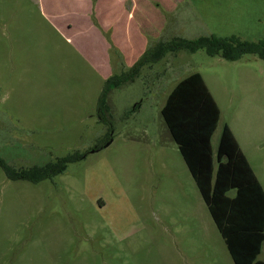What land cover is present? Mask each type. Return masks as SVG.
Segmentation results:
<instances>
[{
	"label": "rangeland",
	"instance_id": "1",
	"mask_svg": "<svg viewBox=\"0 0 264 264\" xmlns=\"http://www.w3.org/2000/svg\"><path fill=\"white\" fill-rule=\"evenodd\" d=\"M159 1L179 6L161 25ZM159 1L147 46L264 38V0ZM69 37L39 0H0V159L18 173L82 156L39 182L0 165V264H234L161 110L199 72L221 109L215 136L228 122L240 138L264 137V60L168 54L125 75L102 106L93 44ZM248 152L264 185V148Z\"/></svg>",
	"mask_w": 264,
	"mask_h": 264
},
{
	"label": "trees",
	"instance_id": "2",
	"mask_svg": "<svg viewBox=\"0 0 264 264\" xmlns=\"http://www.w3.org/2000/svg\"><path fill=\"white\" fill-rule=\"evenodd\" d=\"M200 49L227 61H237L245 55L264 60V38L252 41L235 35H210L193 40L182 37L159 40L146 49L129 71L106 81L100 103L104 106L113 86L119 87L127 77L139 74L141 69L162 61L168 54L195 53ZM161 113L234 264H264V258H259L264 254V189L226 124L214 153L211 139L221 112L202 75L195 72L180 79ZM81 157L68 156L53 165L18 173L12 172L1 159L0 165L11 179L39 182L63 174L68 163ZM232 190L236 191L234 197L227 195Z\"/></svg>",
	"mask_w": 264,
	"mask_h": 264
},
{
	"label": "crops",
	"instance_id": "3",
	"mask_svg": "<svg viewBox=\"0 0 264 264\" xmlns=\"http://www.w3.org/2000/svg\"><path fill=\"white\" fill-rule=\"evenodd\" d=\"M39 2L45 14L59 28L70 34L68 39L72 37V43L82 44V41H89L93 44L90 57L105 83L108 79L129 71L150 46H147L150 41V0H39ZM158 4L160 7L156 9L163 17L162 19L159 16L158 24L161 25L166 20L165 16L172 15L179 6L167 8L160 1ZM207 88L209 89L208 86ZM210 93L213 96L211 91ZM213 98L217 103L214 96ZM225 124L232 131L239 148L264 189L248 152L249 145H253L256 150L264 148V137L260 129L259 132L246 133L240 138L230 123ZM218 127L219 123L211 139L214 153L217 151L223 130L222 128L219 136H215ZM235 194V190L227 193L230 197H234ZM261 255L264 258V254ZM261 255L259 258L263 259Z\"/></svg>",
	"mask_w": 264,
	"mask_h": 264
},
{
	"label": "flooded vegetation",
	"instance_id": "4",
	"mask_svg": "<svg viewBox=\"0 0 264 264\" xmlns=\"http://www.w3.org/2000/svg\"><path fill=\"white\" fill-rule=\"evenodd\" d=\"M98 150V148H96L94 151H97Z\"/></svg>",
	"mask_w": 264,
	"mask_h": 264
}]
</instances>
